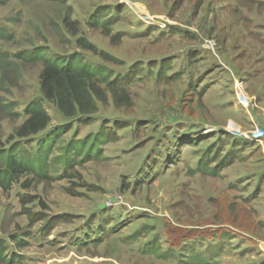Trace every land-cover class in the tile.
<instances>
[{"label":"rangeland","instance_id":"rangeland-1","mask_svg":"<svg viewBox=\"0 0 264 264\" xmlns=\"http://www.w3.org/2000/svg\"><path fill=\"white\" fill-rule=\"evenodd\" d=\"M36 53L130 105L63 115ZM32 101L50 121L18 137ZM6 154L45 164L0 187V264H264V0H0Z\"/></svg>","mask_w":264,"mask_h":264},{"label":"trees","instance_id":"trees-1","mask_svg":"<svg viewBox=\"0 0 264 264\" xmlns=\"http://www.w3.org/2000/svg\"><path fill=\"white\" fill-rule=\"evenodd\" d=\"M109 31L105 27L104 33L109 34ZM82 47L93 53L98 51L93 44L86 41L82 43ZM101 56L104 59L108 57L102 53ZM23 58L28 62L34 60L42 62L41 92L45 99L55 103L59 111L67 117L96 112L98 102H106L107 92L111 94L117 106H129L131 103L129 93L125 89L130 82L127 78H117L112 81L101 71L82 64L77 56L65 59L36 53ZM25 113L27 117L15 133L18 137L35 134L43 130L50 121L49 114L39 101L30 102L25 108ZM44 164V160L41 164L40 161L34 164L31 161L19 160L12 154H6L5 168L0 173V187L7 190L22 173L41 174Z\"/></svg>","mask_w":264,"mask_h":264},{"label":"bare ground","instance_id":"bare-ground-1","mask_svg":"<svg viewBox=\"0 0 264 264\" xmlns=\"http://www.w3.org/2000/svg\"><path fill=\"white\" fill-rule=\"evenodd\" d=\"M237 96L239 103H242L244 106L248 105V96L246 95L241 83H237Z\"/></svg>","mask_w":264,"mask_h":264},{"label":"built area","instance_id":"built-area-1","mask_svg":"<svg viewBox=\"0 0 264 264\" xmlns=\"http://www.w3.org/2000/svg\"><path fill=\"white\" fill-rule=\"evenodd\" d=\"M257 137H259V136H257Z\"/></svg>","mask_w":264,"mask_h":264}]
</instances>
